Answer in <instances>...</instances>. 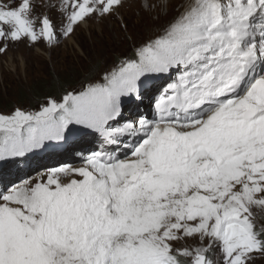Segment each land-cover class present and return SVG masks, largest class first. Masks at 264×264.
<instances>
[{"label": "snow or ice", "instance_id": "obj_1", "mask_svg": "<svg viewBox=\"0 0 264 264\" xmlns=\"http://www.w3.org/2000/svg\"><path fill=\"white\" fill-rule=\"evenodd\" d=\"M105 28L128 45L111 65L53 67L54 92L0 111V162L93 145L0 183V264L264 260V0H0V67ZM151 78L166 83L126 116Z\"/></svg>", "mask_w": 264, "mask_h": 264}, {"label": "rangeland", "instance_id": "obj_2", "mask_svg": "<svg viewBox=\"0 0 264 264\" xmlns=\"http://www.w3.org/2000/svg\"><path fill=\"white\" fill-rule=\"evenodd\" d=\"M127 18L129 20V26L132 28V35L136 36L138 33L143 35L148 34L145 33L141 23H136L131 16ZM97 32L98 30L93 29L90 35L88 29L78 30L74 41L62 43L58 48L51 51L50 56L43 47L40 49L39 53H36L35 51L29 52V50L21 46L20 51L24 53L27 59L26 70L22 68L19 71H11L7 63L0 67V111H8L15 106L26 109L33 107L36 102L34 94L32 93L33 90L39 93L46 90L45 93L40 94V98L52 92L54 87L50 85V80L53 67L62 77L67 78L70 74L72 82H76L88 74V69L92 67V65L97 63L111 65L119 55L128 51V45L123 41L112 42L108 40L109 32L107 28H105L103 39L97 37ZM153 88L155 87H151L149 92L144 94L145 104L143 105H145L146 108L149 104V100L157 93L158 88L156 90H153ZM31 96H33V98H31ZM137 102L140 106L139 101ZM54 143L55 142H52L51 144L53 145ZM92 146H82L80 149H77L75 151L76 153H74L76 159H69L67 163L79 165L82 156L86 155L87 149ZM47 157H51L52 161H54L52 156L47 155ZM57 159L58 158L50 164V167L59 166L61 162L62 164L65 163V161ZM74 160L76 161L73 162ZM44 162H46V159L42 158L39 159V161H31L30 163L33 168L36 166L34 163ZM30 163L23 162L20 165H11L4 173L0 174V183H2L1 181L4 179L11 181V173L19 168L24 172L27 171V169L31 167L29 165ZM40 168L41 171H43L42 168L44 170L46 169L44 167ZM37 172L38 171L33 169L26 174H22L19 178L15 179V181L19 182L20 178L28 174L35 175ZM5 174L8 175L4 176ZM257 264H264V260L257 261Z\"/></svg>", "mask_w": 264, "mask_h": 264}, {"label": "bare ground", "instance_id": "obj_3", "mask_svg": "<svg viewBox=\"0 0 264 264\" xmlns=\"http://www.w3.org/2000/svg\"><path fill=\"white\" fill-rule=\"evenodd\" d=\"M152 87H155V88H153V90L155 89H157V87H158V84H156V85H153ZM143 94H145V92L143 93ZM139 104H140V107L141 108H143V109H145L146 107H145V105H143V104H145V101H143V103H141V102H139ZM146 110V109H145ZM88 145V144H87ZM82 146H86V143L85 144H80V147L79 146H72V147H70V148H72V153H69L70 154V156H69V154H65L64 155V157H59V159H57V160H64L65 161V163H67V160H69V159H71V160H73V159H76V156L74 155V153H76L75 151L77 150V149H80ZM87 154V153H86ZM56 160V158L54 159V161ZM54 161H52V158L50 157V158H46V162H44V163H34L36 166H34L33 168H32V164L30 163L29 165L31 166L30 168H28L27 169V171H23L22 169H17V170H15L14 172H12L11 173V175H12V180L14 179H17V178H19L22 174H26V173H28L29 171H31V170H36V171H41V168L40 167H44V168H47V167H50L51 165V163L52 162H54ZM76 160H74L73 162H75ZM59 164H62V162L61 163H59ZM58 165V164H57ZM77 166H79L78 164H76ZM55 166V165H54ZM42 170H44L43 168H42ZM24 172V173H23ZM6 175H8V174H5L4 176H6ZM10 180V179H9ZM7 181V179L5 180H2L1 182L3 183V182H6Z\"/></svg>", "mask_w": 264, "mask_h": 264}, {"label": "trees", "instance_id": "obj_4", "mask_svg": "<svg viewBox=\"0 0 264 264\" xmlns=\"http://www.w3.org/2000/svg\"><path fill=\"white\" fill-rule=\"evenodd\" d=\"M52 90H53L52 92H54L55 89H52ZM45 92H46V90L42 91V93H45ZM32 93L33 94H39V96H40V94H42V93H39L38 91H35V90H33ZM31 98H33V96H31Z\"/></svg>", "mask_w": 264, "mask_h": 264}]
</instances>
